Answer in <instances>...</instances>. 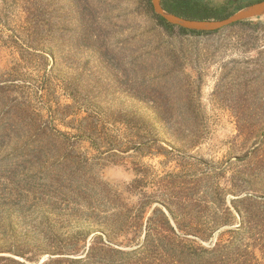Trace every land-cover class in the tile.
I'll use <instances>...</instances> for the list:
<instances>
[{
  "label": "rangeland",
  "instance_id": "rangeland-1",
  "mask_svg": "<svg viewBox=\"0 0 264 264\" xmlns=\"http://www.w3.org/2000/svg\"><path fill=\"white\" fill-rule=\"evenodd\" d=\"M257 1L180 0L221 17ZM158 20L151 0H0V264L149 263L172 211L216 228L178 231L206 263L264 264V16ZM134 212L139 235L113 240Z\"/></svg>",
  "mask_w": 264,
  "mask_h": 264
},
{
  "label": "trees",
  "instance_id": "trees-1",
  "mask_svg": "<svg viewBox=\"0 0 264 264\" xmlns=\"http://www.w3.org/2000/svg\"><path fill=\"white\" fill-rule=\"evenodd\" d=\"M172 0H161L162 7L177 16H181L188 19H196V20H210V19H224L226 17H221V14L216 9L208 8L207 6H200L192 11L186 8L185 4L183 2H180V0H175L174 3H176L174 6L171 4ZM234 2H237L240 4L243 0H232ZM251 4V3H249ZM248 5V4H247ZM230 16V15H229ZM159 22L165 27L166 29L173 28L172 25L168 24L164 19L159 17ZM179 30L182 33L187 32V30L179 28ZM189 33H202V32H195V31H188ZM206 33V32H205ZM55 62V58H54ZM218 212H220V215L218 218H216L213 222L215 223V226L218 228L222 225H225L230 220L231 210L226 205H222L220 207H217ZM128 211V209H126ZM131 212V211H129ZM160 216L162 220H165V222L169 223L168 216L163 212L159 211ZM170 216L174 221H176V228L181 234H192L196 237H199L200 239H203L205 241L212 238L213 233L216 228H186L182 224L178 223V216L172 212H169ZM140 220L139 213H130L125 214V218L122 221V223L118 227H112L110 229V233L112 235V239L116 240V237L119 235L126 236L128 234H131L132 237L129 239L128 242H132L135 239L136 235H139V228L138 225H136V222L138 224V221ZM157 220V218H155ZM148 234L145 238V242L149 243L148 237H151V241L153 240V245L149 244L151 247V251L153 255H150V258L152 259L149 263H142V264H208L202 259V252L203 251L200 247H196L194 249V246L191 240L186 238L184 235H181L174 227H172L170 224H168L167 227H163L162 225H155L154 227H149ZM223 234V233H222ZM222 234L217 238L215 242L216 247H222L225 249L226 246L224 244H221V236ZM150 241V242H151ZM143 245V244H142ZM71 246V247H70ZM69 247L72 248V245ZM64 246H61L60 248H63ZM90 249H93L91 247ZM206 252V251H205ZM208 254H211V252H208ZM222 259L220 260V264H232L233 258L231 252L227 253H221ZM3 260H8L7 258H1ZM144 261L146 257L143 258ZM210 264V263H209Z\"/></svg>",
  "mask_w": 264,
  "mask_h": 264
},
{
  "label": "water",
  "instance_id": "water-1",
  "mask_svg": "<svg viewBox=\"0 0 264 264\" xmlns=\"http://www.w3.org/2000/svg\"><path fill=\"white\" fill-rule=\"evenodd\" d=\"M151 4L157 16L164 19L168 24L195 32H213L230 27L239 22L264 16V0L248 4L221 20L188 19L166 11L161 5V0H151Z\"/></svg>",
  "mask_w": 264,
  "mask_h": 264
},
{
  "label": "bare ground",
  "instance_id": "bare-ground-1",
  "mask_svg": "<svg viewBox=\"0 0 264 264\" xmlns=\"http://www.w3.org/2000/svg\"><path fill=\"white\" fill-rule=\"evenodd\" d=\"M261 17H263V16H261Z\"/></svg>",
  "mask_w": 264,
  "mask_h": 264
}]
</instances>
